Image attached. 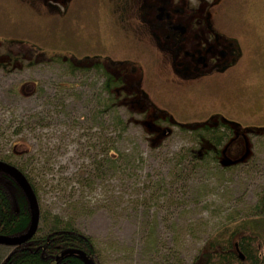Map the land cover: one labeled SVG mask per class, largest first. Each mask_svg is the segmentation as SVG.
Wrapping results in <instances>:
<instances>
[{
    "label": "rangeland",
    "instance_id": "374dc122",
    "mask_svg": "<svg viewBox=\"0 0 264 264\" xmlns=\"http://www.w3.org/2000/svg\"><path fill=\"white\" fill-rule=\"evenodd\" d=\"M232 6L231 31L243 50V60L228 83L213 87L206 96L171 103L174 95L161 83L163 76L154 66L153 48L135 59L143 66L150 96L155 99L161 93L170 112L178 115L177 105L187 104L196 115L203 116L210 109L240 129L263 128L264 0H236ZM1 16L7 21L0 18V27H12L9 32L22 28L26 35L27 29H38L34 26L39 23L28 18L13 0H0ZM7 22L16 26H7ZM98 25L95 36L106 46L115 26L109 18ZM56 69L42 66L39 71L43 75L57 73V82H67L65 74ZM104 98V118L98 121L96 113L92 117L96 101L87 113L88 122L83 121L84 109L72 119L70 107H57L54 151L47 165L39 163L49 170L27 173L39 202L41 222L38 219L35 236L45 234L46 218L57 216L90 238L101 264H191L215 231L254 216L264 192V135L249 136L250 155L244 165L220 167L208 158L198 161L191 154L198 150V135L208 138L210 133L168 126L172 134L153 148L141 126L128 121V110L122 105L107 108L114 102L113 94L106 90ZM66 114L73 123L66 120ZM24 117L14 124L18 120L31 122L32 115ZM78 118L83 122L78 123ZM118 118L127 124L124 130L118 126ZM3 119L10 122L7 116ZM4 120L0 129L6 126ZM95 128L103 134L98 135ZM98 139L104 140L103 147ZM0 158L18 164L22 161V157ZM0 251L4 255L8 248L0 247Z\"/></svg>",
    "mask_w": 264,
    "mask_h": 264
},
{
    "label": "flooded vegetation",
    "instance_id": "af4514ba",
    "mask_svg": "<svg viewBox=\"0 0 264 264\" xmlns=\"http://www.w3.org/2000/svg\"><path fill=\"white\" fill-rule=\"evenodd\" d=\"M13 2L39 24L34 26L37 30L27 29L26 35L21 32L22 28L9 32L12 27H0V126L5 116L10 121L4 120L6 126L0 129V157H22L19 164L5 158H0V163L21 173L30 188L33 184L27 173L40 168L45 170L46 167L39 163L47 165L51 151H54L57 107H70L72 119L79 115V109H84L83 121L88 122L87 113L96 101L97 110L92 111V117L102 120L106 90L114 98L109 108L122 105L128 110V121L141 126L150 144L161 143L171 135L168 126L198 133L209 131L212 135L208 138L198 135V150H191L198 161L208 158L220 167L225 161L233 163L229 168L242 166L244 163L240 161L246 152L250 153L249 136L264 135V127L240 129L210 109L203 116L196 115L197 112L183 104L176 107L178 115L170 112L160 98L161 93L155 99L150 96L143 66L135 59L141 54L148 55L153 48L154 66L163 76L161 83L167 84L174 95L169 100L171 103L206 96L204 94L213 87L228 83L233 70L243 60V50L231 31L230 7L236 0ZM0 18L2 22L7 21L5 16ZM106 18L115 28L105 46L101 37L95 34H99V22H105ZM41 22L46 25L42 27ZM7 26H16V23ZM42 66L56 72L57 67L69 80L57 82V73L40 74ZM151 84L158 86L153 80ZM191 96L194 98L187 99ZM31 115V122L18 120L17 125L14 124L20 117ZM72 119L67 115L69 123H73ZM77 121L83 122L79 118ZM223 128H226L225 133H222ZM7 129L13 130L14 134H8ZM95 130L98 135L103 134L101 129ZM83 131L87 137L86 123ZM30 140L34 148L30 146ZM97 143L103 147L104 140L98 139ZM36 201L39 208L37 195ZM255 216H262V213L250 217ZM233 246L241 260L236 242ZM0 247L8 248L4 255L0 251V264H5L14 248L5 244ZM63 252L49 264L62 258Z\"/></svg>",
    "mask_w": 264,
    "mask_h": 264
},
{
    "label": "trees",
    "instance_id": "16d2710c",
    "mask_svg": "<svg viewBox=\"0 0 264 264\" xmlns=\"http://www.w3.org/2000/svg\"><path fill=\"white\" fill-rule=\"evenodd\" d=\"M116 122L122 130L126 128L127 124L120 118ZM112 160L110 162H114ZM32 192L36 198V189H32ZM255 213H262V216L244 217L215 231L191 264H264V192ZM45 221V234L37 237L35 231L29 241L14 245V252L5 264H49L63 251H80L93 264H101L90 238L71 223H64L57 216L50 220L46 218ZM29 225L30 207L27 198L15 180L0 170V237L17 239L27 232ZM233 242H236L240 255L244 257L243 261L239 260ZM54 264L85 263L81 257L67 254Z\"/></svg>",
    "mask_w": 264,
    "mask_h": 264
},
{
    "label": "water",
    "instance_id": "95a60500",
    "mask_svg": "<svg viewBox=\"0 0 264 264\" xmlns=\"http://www.w3.org/2000/svg\"><path fill=\"white\" fill-rule=\"evenodd\" d=\"M145 131H147V130H145ZM158 144L159 143H153V144H151L150 147L155 148V146H157ZM249 155H250V153L246 152L244 157L242 158V160L240 162L244 163L248 159ZM231 164H233V163L228 162V161L221 162V165L224 167H229V166H231ZM0 170L4 171L6 174H8L11 178H13L15 180V182L18 184V186L21 188L22 192L24 193L25 197L27 198V201H28L29 207H30V226H29L28 231L23 236H21L17 239H9V238L0 237V244L12 245V246L21 245V244L29 241L35 232L37 222H38V218H39V209H38L37 201H36V198H35L32 190H31L28 182L26 181V179L23 177V175L21 173H19L15 169L10 168L9 166L1 164V163H0ZM67 254H74V255L81 257L85 264H93L92 261L80 251H65L60 255V257H63ZM240 259L241 260L243 259V257L241 255H240Z\"/></svg>",
    "mask_w": 264,
    "mask_h": 264
},
{
    "label": "bare ground",
    "instance_id": "6f19581e",
    "mask_svg": "<svg viewBox=\"0 0 264 264\" xmlns=\"http://www.w3.org/2000/svg\"><path fill=\"white\" fill-rule=\"evenodd\" d=\"M37 224H38V222H37ZM29 226H30V225H29ZM36 228H37V226H36ZM28 229H29V228H28ZM27 231H28V230H27ZM35 231H36V229H35ZM34 233H35V232H34ZM33 235H34V234H33ZM33 235H32V237H33ZM32 237H31V238H32ZM79 258H80V257H79Z\"/></svg>",
    "mask_w": 264,
    "mask_h": 264
}]
</instances>
